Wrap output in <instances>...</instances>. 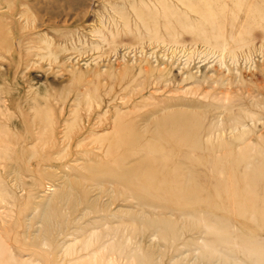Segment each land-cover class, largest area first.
<instances>
[{"label": "rangeland", "instance_id": "374dc122", "mask_svg": "<svg viewBox=\"0 0 264 264\" xmlns=\"http://www.w3.org/2000/svg\"><path fill=\"white\" fill-rule=\"evenodd\" d=\"M23 3L14 21L54 44H24L33 46L29 64L18 75L10 69L8 79L1 73L9 62L0 58V107L12 114L8 135L0 133V264H75L81 256L86 264L102 244L100 264H222L207 258L208 243L219 244L227 264H260L264 0ZM49 49L55 59L42 56ZM45 108L55 140L32 154L33 114ZM19 109L24 117L17 118ZM178 112L196 117L201 132L210 124L215 131L201 136L213 153L198 157L193 175L212 202L186 207L159 199L153 209L124 200V188L98 169L124 160L152 164L162 144L155 126ZM115 130L123 141L112 146ZM140 147V155L122 160ZM179 160L165 163L172 168ZM192 208L221 218L217 234L181 214ZM87 236L98 238L84 249ZM248 237L258 243L254 252L243 246Z\"/></svg>", "mask_w": 264, "mask_h": 264}, {"label": "bare ground", "instance_id": "6f19581e", "mask_svg": "<svg viewBox=\"0 0 264 264\" xmlns=\"http://www.w3.org/2000/svg\"><path fill=\"white\" fill-rule=\"evenodd\" d=\"M23 2L25 3V0H0V18H3L2 20L0 19V58L9 62L8 68L2 71L1 74L6 76L7 79L10 77V69L14 70V75H18L20 72H23L29 64V57L32 54L30 49L33 46L24 47V44H29L31 42L38 43L39 41L45 42L47 46L54 44L52 39H45L40 34L28 32L26 29L23 30L24 27H28L26 26L27 24L22 28V26L18 24L17 21H14V16L20 12L18 10V3ZM207 6H209V3H207ZM35 26L37 25L32 27ZM24 48L25 51H23ZM56 55L57 52L55 50L53 51L49 49L47 53L42 56H48L47 59L52 60L55 59ZM6 78L3 77L5 80ZM12 82L15 83L16 80H12ZM2 85L3 84L0 83V87ZM19 91L21 92V90ZM0 102H3V99H0ZM88 103L90 105L93 103H95L97 106L99 105V102H94L93 100L88 101ZM48 109H44V114L34 111L33 118L37 119V124L39 126L35 139L30 143L32 154H35L39 151L37 145H40V142L43 141V145L45 146L46 144L49 145L50 142H54L53 140H55V121L50 114V109ZM18 113L19 115L17 118L25 116L21 109L18 110ZM11 116L12 114H10V109L6 108V111L3 112L2 108L0 107V133L2 136L8 135L9 133L8 129L10 126L8 122L11 120ZM3 119L6 120L7 124L3 123ZM196 119V117L181 112L165 115L164 118H162V122L158 123L154 129L157 139L162 142V144L160 143V145L156 148L157 155L152 157V159L155 160L151 162L152 164H148V162L143 160H138L134 164H128V161L125 162V157L133 156L135 154L140 155L143 151L140 147L137 150L133 149L132 152L129 150L126 152V154L122 155L121 157L124 161H118L119 163H115L114 166L102 169L99 168L98 171L102 173L101 177L107 178L109 180L112 179L110 180L111 182L114 181L115 183L121 185L124 188V190H122V193L125 196L124 200L128 199V197H131L140 206L158 209L160 207V205L157 203L159 199L170 202L173 201L186 207H195L200 203L209 205V202H212L210 190L207 188H201L199 180L195 179L193 175L195 174L194 172L196 170L195 161L198 159V157L201 158L203 155H211L213 153V150H210L212 147L208 146V140H204V142L200 140V138L203 133L209 132L210 129L211 133L215 131L213 126L212 128L210 127V124L206 126L203 132H201L199 126L196 125ZM23 128L28 129L27 126H23ZM44 135H46L45 139L42 138ZM121 136L122 135L115 130L114 133H112L111 138H109V142H112L111 145L113 146L114 142H116V144L117 142L122 143L123 139ZM182 146H184L185 149L181 150L180 148ZM151 148H148L150 149L149 155H151V153H155V151H152L153 149ZM109 150L107 152H109ZM193 152H195V154L194 156H191V153ZM174 155H178L180 160L177 164H175L174 167L169 168L165 162L170 160ZM245 165L246 168L245 171H243L245 174L243 183L244 186L248 188L250 183L247 181L248 177L246 171L249 163H246ZM184 169H186V174H183L185 172L183 171ZM160 175H167V177L157 178V176ZM214 191L216 198H220L221 194L219 189H214ZM181 214L189 217L192 219V221L194 220L195 224L202 223L205 232L217 234L219 230L217 226L220 225L221 228V225H223L221 218L211 212H196L195 209L192 208L190 210H182ZM215 237L216 236H214V238ZM97 238V236H87L85 241L82 243L83 248H88V246L97 241ZM215 239L217 240L215 242H220L221 240L219 237ZM256 242L252 237H248L247 239H244L243 246L254 252L256 250V246L258 245ZM102 247L105 248L106 245L102 244L101 246H98L96 250L89 252V259L86 264H100L97 259V250ZM207 248L209 249V252H207V258H215L218 263L221 262L222 264H227L226 259L222 257L224 255H222L221 248L218 243H208ZM66 251H69V247H67ZM256 256V260L259 261L260 264H264V253L257 254ZM80 258L76 259L75 264H79L78 260Z\"/></svg>", "mask_w": 264, "mask_h": 264}]
</instances>
